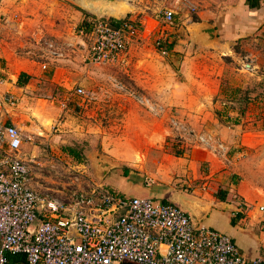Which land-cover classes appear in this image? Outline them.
<instances>
[{"label": "crops", "instance_id": "obj_1", "mask_svg": "<svg viewBox=\"0 0 264 264\" xmlns=\"http://www.w3.org/2000/svg\"><path fill=\"white\" fill-rule=\"evenodd\" d=\"M24 1H1L5 6L0 7V96L12 95L15 105L12 108L6 104L0 106V122L17 128L23 139L34 141L39 132L43 131L45 134L53 122L57 124L55 120L60 116L62 108L67 107L69 100L64 98L58 107L51 101L31 97V81H35L34 77L43 75L33 61L18 53L17 42L10 35L14 31H27L26 26L31 25L35 29L34 37L41 35L45 40L49 38L46 46L51 49L53 58L45 77L53 87H65L72 74L58 64L61 55L54 44L58 40L71 44L72 26L69 28L71 24L68 20L72 15L83 20V16L76 10L73 14L69 6H63L57 0H35L38 6L26 11L25 5L33 0ZM188 1L196 11L193 14L182 10L176 12L173 15L176 30H187L194 24L206 22L213 26L219 43L207 48L198 45V54L181 61L182 81L175 92V105H182L193 112L191 117L197 121V127L202 128L205 137L200 136L199 143L190 146L183 153L171 152L173 148L164 145L167 132L162 125L163 115H159V121L154 117L153 122L158 123L159 131L149 142V147L141 153L142 161L137 163L134 155L123 158L124 166L128 169V181H117L114 186L120 188H109L111 190L99 185L104 191L118 196L142 195L156 202L169 203L175 195H185L206 203L209 211L200 225L226 235L244 258H259L264 255V248L258 241L257 214L254 207L249 210L248 207L264 203H252L253 196L240 183L232 184L227 164H233L236 154H241L235 149L246 146V137L260 135L255 127L257 119L264 116V0ZM161 2L159 6H166L168 0ZM132 6L135 11L137 6ZM191 16L194 20H191ZM127 18L129 20L130 16ZM138 23L141 25L137 26L136 38L127 50L150 35L162 37L165 29L159 23L158 15H144ZM77 34H88L90 39V31L86 33L80 26ZM89 46L90 44L88 48ZM200 50L203 53H199ZM226 60L236 61L238 65L234 69L235 73L230 71L229 76H226ZM124 61L123 53L116 65L111 67ZM245 63L249 64L247 70L242 67ZM44 68L45 64H40V69ZM21 73L28 76L24 83L23 79H18ZM75 88L82 87L77 85ZM232 88L248 93V103L242 115L237 114L239 106L235 97L230 95ZM72 90L66 89L65 96ZM155 94L163 98V89L159 88ZM157 101L159 102L148 103V108L158 115L166 110L167 102L162 99ZM61 103H64V107L60 106ZM215 112L220 113L221 123ZM63 124L67 125V121ZM231 171V174L234 173V170ZM137 184L143 186L139 187ZM116 189L127 191V195H122ZM217 190L225 192L222 200L215 198ZM236 195L243 203L236 200ZM42 215L41 211H36L37 221ZM73 235L72 231H68V236ZM5 258V264H26L20 254H6ZM119 264L133 263L124 261Z\"/></svg>", "mask_w": 264, "mask_h": 264}, {"label": "rangeland", "instance_id": "obj_2", "mask_svg": "<svg viewBox=\"0 0 264 264\" xmlns=\"http://www.w3.org/2000/svg\"><path fill=\"white\" fill-rule=\"evenodd\" d=\"M1 1L0 7L5 6ZM57 1L63 6H69L73 14L76 10L83 16V20L73 15L68 20L71 24L69 28L72 26L71 44L63 43L62 40L54 44L61 55L58 64L72 74L65 87H53L45 77L53 58L51 49L46 46L49 38L45 40L41 35L34 37L35 29L31 25L26 26L27 31H14L10 35V38L17 42L18 53L33 61L43 75L34 77L35 81H31V97L40 101H51L59 107L60 101L66 98V89L72 90L79 85L87 93V97L69 98L67 107L60 109V116L55 120L57 124L53 122L48 132H39L34 141L22 138L19 153L29 161L31 184L37 192L48 191L64 199L77 185L84 187L87 183H96L90 160L92 153L118 164V167L111 169L99 183L102 188H120L114 186L117 181H128V169L124 166L123 158L134 155L137 163L142 161L141 153L149 147V142L159 131L158 123L153 122L154 117L157 119L159 115H163L162 125L167 132L164 145L173 148L171 152L183 153L190 146L198 144L200 136L205 137L202 128H198L197 121L191 117L193 112L186 110L182 105H175V92L182 81L181 61L198 54L200 48L190 40L191 27L177 31L174 20L171 26L165 27L162 37L150 35L131 46L124 53V63L116 67H96L88 64L83 58L90 44L88 34L80 36L77 29L79 26L90 27L98 17L80 9L72 0ZM160 2L161 0H130L132 9L124 20L132 22L137 28L140 24L138 20L141 21L144 15H158V11L163 7L159 6L163 3ZM132 4L137 6L135 11ZM36 6L38 4L33 0L26 4L25 8L28 11ZM180 10L187 12L184 8L178 11ZM190 18L194 20L193 16ZM50 39L52 40L51 37ZM156 39L163 49L170 46L169 50L164 49L167 51L165 56L158 53L155 47ZM202 51L199 53H203ZM226 61V76H229L230 71L235 73L234 69L238 65L236 61ZM43 63L45 68L41 70L40 64ZM159 88L163 89V98L155 94ZM158 99L167 102V107L157 115L148 108V103H157ZM65 121L67 125L63 124ZM255 128L260 135L246 137V146L236 147L235 150L241 154H236L233 164H227V172L230 173L228 177H232V184L240 183L253 196L252 203L257 204L264 203V116L257 119ZM65 146L75 149L80 155V160L75 161L62 151ZM231 170H234V173L231 174ZM116 190L122 195H127V191ZM235 198L243 203L237 195ZM251 207L254 205L249 206L248 210Z\"/></svg>", "mask_w": 264, "mask_h": 264}, {"label": "built area", "instance_id": "obj_3", "mask_svg": "<svg viewBox=\"0 0 264 264\" xmlns=\"http://www.w3.org/2000/svg\"><path fill=\"white\" fill-rule=\"evenodd\" d=\"M181 8L189 14L196 11L188 0H171L158 11L159 23L171 26ZM136 35L130 21L111 28L94 20L84 60L96 67L114 66ZM155 47L166 55L157 39ZM242 67L247 70L249 64ZM73 96L87 93L74 88L65 100ZM2 104L12 108L15 100L9 94L0 96ZM21 140L17 128L0 122V264L6 263V254H20L26 264H264V255L241 256L226 235L200 224L193 227L170 203L118 196L96 183L77 185L64 199L37 192L29 161L19 153ZM254 209L264 248V204ZM36 211L43 213L39 221ZM68 231L74 235L68 236Z\"/></svg>", "mask_w": 264, "mask_h": 264}, {"label": "water", "instance_id": "obj_4", "mask_svg": "<svg viewBox=\"0 0 264 264\" xmlns=\"http://www.w3.org/2000/svg\"><path fill=\"white\" fill-rule=\"evenodd\" d=\"M80 9L89 12L96 17V20H102V17H108L114 21H123L131 11L130 0H72ZM190 40L201 47H210L218 44L216 32L209 23L200 22L191 26L189 30ZM92 170L96 183H100L104 176L118 164L111 160L98 156L94 153L90 155ZM170 204L176 205L189 218L193 227L199 225L207 216L209 205L201 203L185 195H175Z\"/></svg>", "mask_w": 264, "mask_h": 264}, {"label": "trees", "instance_id": "obj_5", "mask_svg": "<svg viewBox=\"0 0 264 264\" xmlns=\"http://www.w3.org/2000/svg\"><path fill=\"white\" fill-rule=\"evenodd\" d=\"M102 21H104L111 28L118 27L119 23L122 22V21H114V20H111V19H106V20L102 19ZM82 29H84L85 30L84 32L87 33V32L90 31L91 26L90 27L89 26L88 27H84ZM164 49L165 50H169L170 49V46H167V48L165 47ZM18 79L19 80L20 79H23V83H24L28 79V76H26L25 74H22L21 73V74H19ZM230 95H232V96L235 97L234 99H235L237 105L239 106V108L237 109V114L238 115H242L243 114V111H244V108H245V105L248 103V99H249L248 93L246 91H241L238 88H232L230 90ZM215 116L217 117L218 121L220 122L221 121L220 120V113L219 112H215ZM62 151H64L73 160H75V161H79L80 160V155L76 152L75 149H73L71 147H68V146H65V147L62 148ZM175 153H178V152H175ZM178 154H180V153H178ZM124 171H125V169H124ZM224 193L225 192H223L221 190H217L216 197L215 198L216 199H219V200H222ZM219 194H221V196L218 197Z\"/></svg>", "mask_w": 264, "mask_h": 264}]
</instances>
